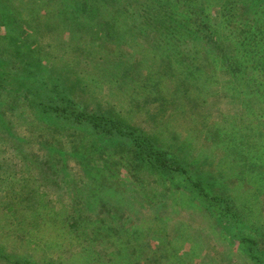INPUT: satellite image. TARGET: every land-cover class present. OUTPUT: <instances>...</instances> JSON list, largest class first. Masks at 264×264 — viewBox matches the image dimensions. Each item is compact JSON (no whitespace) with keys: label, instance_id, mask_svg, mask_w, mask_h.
Listing matches in <instances>:
<instances>
[{"label":"trees","instance_id":"trees-1","mask_svg":"<svg viewBox=\"0 0 264 264\" xmlns=\"http://www.w3.org/2000/svg\"><path fill=\"white\" fill-rule=\"evenodd\" d=\"M63 1L41 0V3L44 6L48 3L53 12ZM65 2L69 10L57 12L56 16L65 17L66 36L76 38V45L83 44L91 30L95 33L93 38L102 45H114L122 36L131 38L132 31L141 26L144 34L141 32L132 42L135 66L147 57L155 61L159 58V64L169 63L167 67L173 68L170 55L163 60L159 54L177 47V63L182 62L181 67L190 72L187 80L194 78L195 89L218 82L211 70L220 66L231 79L225 85L230 95L242 99L254 95L255 103L264 104V0ZM208 9L217 10L216 22L206 13ZM121 23L126 24L124 31L119 27ZM133 23L137 26L132 29ZM5 28L0 22V41L4 43L0 57L4 50L9 52L12 66L0 72V133L14 139V144L9 141L5 145L6 151L11 152L9 147L21 143L32 147V152L23 158L12 150L14 158L0 179L15 180L20 188L9 198L13 206L0 210V264H193L191 256L177 258L157 215L133 214L129 204L107 206L104 201L96 202L103 188L102 182L95 180L92 160L78 164L77 178L63 176V182H58V174L56 180L51 179L53 173L42 155L43 149L51 147L93 157L96 147L119 144L116 157L120 163L130 154L136 167L147 164L157 171L180 168H172L173 161L156 139L131 126L114 109H105L102 103L93 101L97 85H93L94 89L81 77L66 71L54 79L47 77L36 66L40 59L32 58L28 49L23 50ZM228 28L231 33L225 34ZM148 32H153L160 46L144 47L141 40ZM186 45L194 47L196 59L203 57L205 66L199 68L200 64L180 59V50ZM213 51L219 54L218 60ZM206 73L210 75L205 76ZM11 89L23 91L22 96L12 94ZM7 91L9 94H5ZM79 98L84 100L77 103ZM249 107L256 116L258 112L253 110H258ZM259 113L264 120V110ZM13 119L17 134L13 133ZM261 136L264 140V132ZM39 166L45 171L40 172L45 177L43 181L35 175ZM0 167L3 168L1 164ZM40 188L66 189L69 204L63 200L56 201L58 204L46 203L44 198L39 201ZM33 203L35 208L31 207ZM139 205L140 210L144 208ZM152 243L156 245L154 250Z\"/></svg>","mask_w":264,"mask_h":264},{"label":"rangeland","instance_id":"rangeland-1","mask_svg":"<svg viewBox=\"0 0 264 264\" xmlns=\"http://www.w3.org/2000/svg\"><path fill=\"white\" fill-rule=\"evenodd\" d=\"M44 5L41 0H0V22L23 50L40 59L36 66L47 77L54 79L66 71L90 87L97 85L93 101L114 109L131 126L156 139L173 161L172 168H180L157 171L147 164L136 167L130 154L120 163L116 157L119 144H102L93 157L51 147L42 150L53 173L51 176L49 172L51 179L56 180L58 174V182H63V176L77 178L78 164L92 160L95 180L102 182L103 188L96 202L129 204L133 214L157 215L177 258L191 256L193 264H264V120L259 113L264 104L255 103L254 95L247 99L230 95L225 85L231 79L220 66L213 70L205 67L218 82L195 89L194 78L187 80L190 72L181 67L182 62L177 63V47L169 49L170 54L166 49L159 54L163 60L170 55L173 68L167 67L169 63L159 64V58L147 57L135 66L132 42L144 34L141 26L132 31L131 38L122 36L114 45H102L93 38V30L88 31L83 44L76 45V38L66 36L65 17L56 16L69 10L65 0L53 12L48 3ZM206 13L216 22V9ZM136 26L131 24L132 29ZM119 27L124 31L126 24ZM229 33L228 28L225 34ZM141 43L147 49L160 46L153 32H148ZM0 45L4 46L3 41ZM10 55L5 50L1 54L0 72L11 68ZM212 55L217 59L219 54L213 51ZM180 56L193 65L200 64L199 68L206 65L203 57L196 59L190 45L181 48ZM80 100L84 99L76 102ZM249 106L258 110H253L258 112L256 116ZM13 124L17 134L14 119ZM4 135L0 133V143L4 144L0 146V179L7 173L5 167L14 158V149L23 158L32 152V147L21 143L6 151L5 145L9 141L14 144V139ZM41 171L45 172L39 166L35 175L43 181ZM19 189L15 180L0 181V210L13 206L9 198ZM38 192L39 201L70 202L66 189L40 188ZM139 204L144 208L140 210ZM31 207L35 208V203ZM150 246L156 248L154 243Z\"/></svg>","mask_w":264,"mask_h":264}]
</instances>
